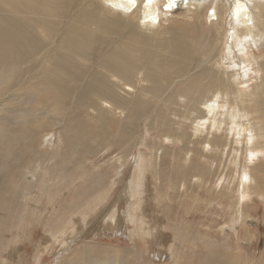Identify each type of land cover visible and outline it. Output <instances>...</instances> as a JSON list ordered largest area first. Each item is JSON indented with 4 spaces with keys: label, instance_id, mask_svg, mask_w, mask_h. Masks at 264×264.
<instances>
[{
    "label": "rangeland",
    "instance_id": "1",
    "mask_svg": "<svg viewBox=\"0 0 264 264\" xmlns=\"http://www.w3.org/2000/svg\"><path fill=\"white\" fill-rule=\"evenodd\" d=\"M223 1L210 0L211 7L201 6L206 7L200 10L202 14L195 10V2L189 1V5L181 6L172 18L163 17L160 28L165 29L169 25L183 29L195 43V51L206 58L219 52L218 61L228 66L223 60L226 38L230 27L233 31L235 26L226 15L220 23L214 22L220 24L216 34L215 25L207 22V13L216 4L223 5ZM255 2L251 4L255 5ZM261 7L256 3L253 8L256 24L264 22V15L257 14V8ZM258 25L257 31L244 44L246 52L243 53L257 64V68L264 64V24ZM211 35L217 36L219 41L215 47L210 41ZM231 64L228 69L221 65L220 74L238 72ZM258 72L250 66L249 71H242L248 75L246 81L250 82L243 84L245 93H257L259 90L264 72ZM139 75L138 92L146 86L144 72ZM190 78L191 74L176 80L174 86L183 85ZM171 92L168 91L166 102ZM208 94L205 99L212 97ZM120 95L124 94L120 92ZM214 99L208 107L199 106L197 101L191 103L176 99L181 106L176 107L175 112H171L170 103L166 105L161 100L154 107V115L140 124L141 131L130 135L127 140L128 137L122 139L119 136L122 127L128 124L125 115L118 113L111 116L112 119L108 116L106 122L112 125L111 136L114 137L109 143L111 145L94 153L82 152V156L68 167L62 164L69 163L73 150L65 133L56 128L49 131L47 137L37 136L32 148L34 155L25 158L23 168L11 174L10 180L6 179L10 181L7 184H10L8 189L14 192L13 196L0 192V210L4 206L8 212L0 220V264H60L63 256L67 257L88 242L135 249L140 253L139 264H175L180 253V264H203L209 258L208 253L217 258L225 254L239 255L238 264H264V135H260L264 129L258 131L257 140L253 142L249 127L247 131L239 129L246 131L244 135H239L238 129L231 134V131L226 133L216 128L217 122L211 118ZM221 103L218 101L219 105ZM224 106L227 108L222 109ZM25 107L29 108V105ZM3 108H0V117L13 107L5 105ZM215 108L221 114L227 110L234 111L243 120L241 124L247 120L242 118L238 104L228 103ZM189 109L196 110L192 116L200 119V127L205 128L198 137L194 118H187L184 112ZM15 113L9 114L12 121L8 119V124L21 123ZM88 124L93 128L91 125L95 123L90 121ZM101 124H96L97 131ZM169 127L173 132L165 130ZM252 148H255L254 153ZM190 165L195 167L189 170ZM233 166L237 173L235 184L229 180L232 179ZM247 166L258 177L260 186L257 190L250 188L244 192V176L249 173ZM140 187L142 190H138ZM132 205L143 211L137 217L136 225L130 221ZM238 209L242 210L241 217H237ZM117 213L122 224L119 232L109 226V220ZM143 220L146 221V231L141 230ZM74 231H85L84 238L78 242L71 241ZM133 231L137 233L133 234ZM183 236L186 237L184 243ZM171 245L173 247L169 249Z\"/></svg>",
    "mask_w": 264,
    "mask_h": 264
},
{
    "label": "bare ground",
    "instance_id": "2",
    "mask_svg": "<svg viewBox=\"0 0 264 264\" xmlns=\"http://www.w3.org/2000/svg\"><path fill=\"white\" fill-rule=\"evenodd\" d=\"M189 1L192 2V0H0V108L4 109L5 105L13 107L0 117L2 194L7 192L13 196L14 192L8 189L10 184L7 183L10 181L7 182L6 179L23 168L25 158L34 155L32 148L37 136L47 137L48 132L56 128L61 130L62 134L65 133L70 149L73 150L69 163L62 164L67 166L79 159L82 152L94 153L111 145L109 143L113 142L114 137L111 136L112 125L106 122L109 117L112 119L111 116L115 117L118 113L121 116L125 115L128 124L122 127L119 136L122 139L128 137L127 140L131 138L130 135L138 133L143 120L154 115V107L156 108L161 100L166 105L170 103L173 110L170 111L175 112L176 107L181 106L176 103V99H181L182 102L188 100L191 103L197 101L199 106L208 107L215 98L216 102L211 107V118L217 122L216 128H221L226 133L231 131L233 134L236 129L247 131L249 127L251 140L253 142L257 140L258 131L264 129V79L257 93L256 91L249 93L248 90L247 94L243 84L250 82L246 81L248 75L245 76L242 71L244 69L249 71L250 66L254 70L264 72V64L257 68L253 60L243 55L246 52L244 44L251 34L257 31L256 26H260L258 23L264 24L260 21L256 24L257 19L253 12L257 3L258 6H262L257 8V14L264 15V0H224L223 5L216 4L211 8V12L207 13V22L215 25L218 31H215L216 34L219 33L220 26L216 23L224 20L226 15L235 26L233 31L230 27L229 36L226 38V56L223 60L228 66L218 61L217 51L209 58L195 51V43H192V39L183 29L169 25L165 29L160 28L163 17H171L181 6L189 5ZM193 1L197 6L196 11L204 10L206 7H201L203 5L210 7L212 5L210 0ZM251 2H255V5ZM210 41L214 47L219 43L215 35ZM231 63L238 72L220 74L221 65L228 69L232 67ZM241 68L243 70L240 71ZM141 72H144L146 86L138 92L136 89ZM190 74L192 78L185 84L174 86L176 80ZM168 91L172 92L169 102H166ZM120 92L124 95H120ZM134 93H137L135 97L132 96ZM206 93L212 97L205 99ZM218 101L222 103L219 105ZM228 103L238 104L242 118L247 120L241 124L240 121L243 120L238 118L234 111L227 110L222 114L215 111V107ZM27 104L29 108L25 107ZM224 108L227 106L222 109ZM195 109L183 111L187 113V118H194L197 125L195 133L198 137L205 128L200 127V119L192 116ZM177 111L178 114L179 110ZM12 112L18 114L21 123H16L17 125L7 123ZM88 118L95 123L91 125L93 128L88 124L90 122ZM96 124L102 125L99 131ZM170 125L172 127V124ZM171 127L165 130L173 132ZM240 130L239 135H244L246 131ZM260 133L261 136L264 135V131ZM211 144L215 147L214 142ZM254 150L255 148H252L251 152L254 153ZM192 152L190 151V154ZM141 162L139 164H142ZM193 166L195 167L190 165L189 170H192ZM247 171L249 173L244 176L245 186L242 190L248 192L250 188L259 189L258 177L252 174L250 168ZM236 179L234 167L232 179H229L231 184H235ZM138 190H142V187ZM242 203L240 204L243 205ZM1 207L0 220L8 213L4 206ZM241 212L238 209L237 217H241ZM129 213L131 223L135 224L143 211L137 205H132ZM141 223L143 224L141 230L146 231V221L143 220ZM109 226L115 232L121 231L119 213L109 220ZM85 231H74L71 241H81ZM185 238L183 236V243ZM117 247L88 242L67 257L62 255L60 264H139L137 259L140 258V253H136L135 249ZM172 247L171 245L169 249ZM180 255H177L175 264L182 261ZM208 255V260H204L203 264H238L240 259L239 255L234 254H225L218 258L211 253ZM204 257L207 259L206 255ZM208 261L210 263H207Z\"/></svg>",
    "mask_w": 264,
    "mask_h": 264
}]
</instances>
